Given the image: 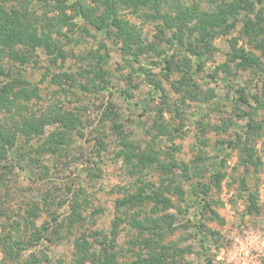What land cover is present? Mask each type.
<instances>
[{"label":"rangeland","instance_id":"1","mask_svg":"<svg viewBox=\"0 0 264 264\" xmlns=\"http://www.w3.org/2000/svg\"><path fill=\"white\" fill-rule=\"evenodd\" d=\"M42 1L6 5L39 17L41 35L45 18L61 15L53 0ZM70 1L97 16L105 10L100 0ZM229 2L121 4L116 16L129 29L128 46L77 16L72 31L60 25L50 33L52 54L39 48L21 64L2 56L11 76H0V86L20 79L34 92L0 109V133L13 137L0 155V264H92L78 261L83 241L96 254H114L113 264L160 254H167L160 264H264V44L247 33L263 19L264 0L237 13ZM177 6L194 10L181 31L163 20ZM205 13L219 16L218 25L202 26ZM257 29L261 43L264 25ZM28 121L40 123V133L21 131ZM122 136L141 157L134 165L117 156ZM52 138L61 143L48 148ZM143 157L153 163L142 170ZM163 164L180 188L165 192L168 207L116 208L145 183L157 188ZM74 201L82 219L69 222ZM39 229L51 241L22 247L12 261L8 245Z\"/></svg>","mask_w":264,"mask_h":264},{"label":"trees","instance_id":"2","mask_svg":"<svg viewBox=\"0 0 264 264\" xmlns=\"http://www.w3.org/2000/svg\"><path fill=\"white\" fill-rule=\"evenodd\" d=\"M39 1V0H38ZM42 1V0H41ZM44 2L48 3L47 0H43ZM42 1V2H43ZM54 4L53 8L58 9L61 13V15L57 16L55 18V21H53L52 18H45V21L41 23V28L46 29L48 32H42V34H38L37 32V23L40 21L39 17H34L32 19L28 14L27 7H22L20 9H8L6 5V0H0V76L5 77L3 79L7 80L9 76H11V70H9L7 67H5L1 61L3 60L2 56L7 55L9 59H11L13 62L16 63H26L29 60H32L34 55L36 54V51L41 48L42 51L45 54H52L53 48H52V41L53 39L50 36V33L54 29H58L60 25H66L67 28L72 31L73 27H75L76 23L73 21L75 17L79 16L82 18V20L85 22L84 24H89L93 28H95L97 31H105L108 33H112L114 37L120 39L123 41V44L129 45V29L126 27V25L122 26V21L116 16L117 8L119 5H131V6H137L138 4H144L146 1L149 0H100L103 4H105V10L102 12V16L94 15L93 10H91L89 7L85 6L83 3L79 1H70V0H53ZM155 1V0H151ZM251 0H232V2L227 3L228 6H231L235 12L237 13V8L240 7L242 4H244V7L248 10L252 9V1ZM56 2V3H55ZM25 5V4H24ZM29 4L26 3V6ZM67 9H72L74 11L73 14H66ZM136 9V8H134ZM154 10V17H156L157 9L153 8ZM224 13L226 10H223ZM194 10L188 9V8H182V7H176L175 15H164L163 20L164 23L168 25L169 23H176L178 24V28L181 31L182 27H186L188 23H190L194 19ZM217 15H220L218 13ZM237 15V14H236ZM202 19V26L204 25H211V27H214L218 25V23L214 22L216 21L219 16H213L208 15L205 13L200 15ZM260 14L256 15V18L259 19ZM41 18V17H40ZM38 21V22H37ZM193 25V24H190ZM264 25V17L261 18L258 22H253L250 25V29L254 31V34L250 33L247 30L249 40L253 42L255 45L259 46L264 44V40L261 43H258L257 35L259 33H262L259 29H257L258 26ZM159 28V27H158ZM161 28V27H160ZM159 28V29H160ZM190 28V27H187ZM215 30V29H214ZM213 30V31H214ZM263 35V34H262ZM264 39V38H263ZM196 49V51L199 52V49ZM195 51V50H193ZM196 52V53H198ZM238 56V55H236ZM257 64H259L258 60L256 61ZM167 67L169 69L170 64H167ZM9 71V72H8ZM18 82V84H17ZM24 83L23 80L15 79L12 81H8L0 86V109H8L13 105L15 102L14 99H19L21 97H29L34 92V88H31L30 90H26L22 85ZM238 91V90H237ZM240 100L244 103L248 104V101L245 97L240 95ZM257 101V99H256ZM65 122V121H64ZM62 122V123H64ZM69 122V121H68ZM24 127L21 129V131L25 132L26 134L32 133V134H38L41 130L40 123H36L35 121H28L24 122ZM23 123V124H24ZM67 124V122H65ZM64 124V126H66ZM63 126V127H64ZM68 131V129H67ZM29 138V137H26ZM13 143V137L8 133H0V155H2L3 150L5 146H11ZM61 142L57 143L53 138L48 142L47 146L50 148L52 145L60 144ZM100 143V142H98ZM102 146V143H100ZM119 151L117 153V156L122 158V161L124 163V166H127L129 164H133V161H140L141 157L138 156V152H136V146L132 144V142L126 137L122 136L120 138V146ZM3 157V156H2ZM0 157V160L2 159ZM135 159V160H134ZM145 158L143 157V160ZM145 165L142 166V170L145 169L148 165L153 163L152 158H146L144 160ZM157 163L159 161H156ZM160 163V162H159ZM134 165V164H133ZM184 168V166H183ZM163 169L165 170L164 173L167 174L165 178L162 179L161 183L157 186V188H154L152 185L145 183V185L138 189L134 194H130L127 197H122L116 201V208L120 209L123 207H132V206H141L142 204L146 202H152L153 203V212H158L163 207H168L170 205V198H168L165 195V192L170 191H178L180 190L179 186L175 185L174 182V172L172 171L171 167L166 168V166L163 164ZM185 169V168H184ZM131 171H137L134 168H130ZM186 170V169H185ZM139 171V170H138ZM143 172V171H141ZM135 173V172H132ZM173 175V176H172ZM151 185V186H150ZM147 188V189H146ZM254 199V198H253ZM252 201V205H254V200ZM80 206L76 203V201L72 202L71 204V211L69 213L68 221H80L82 219V216L80 214L79 210ZM159 217V216H157ZM153 217L152 219L157 222L158 218ZM155 221L152 222V224L155 223ZM19 226V224H18ZM49 226V224H48ZM41 238L47 239L51 241V234H46L44 232V229H39L37 231H31L28 233L25 239H19L13 241L12 245H8V253L12 261L20 255V251L22 247L24 246H30L40 241ZM102 242H105V237L102 240ZM80 245L82 246V252L83 260H78L79 263H82L86 259L88 261H92V264H102L103 262L105 264H113L115 262L114 260V254H111L106 252L105 248H99V251L96 252L90 251L91 244L88 242H81ZM17 247V249H16ZM167 254H160L159 256H152L150 259L147 260V263L145 264H160L164 263L166 260ZM100 257L103 258L102 263H98L100 261ZM86 260V261H87Z\"/></svg>","mask_w":264,"mask_h":264}]
</instances>
